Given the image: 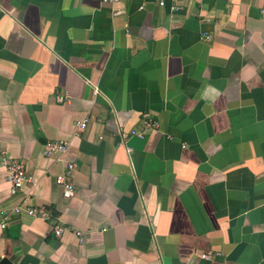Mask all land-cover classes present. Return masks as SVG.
<instances>
[{"label": "crops", "instance_id": "1", "mask_svg": "<svg viewBox=\"0 0 264 264\" xmlns=\"http://www.w3.org/2000/svg\"><path fill=\"white\" fill-rule=\"evenodd\" d=\"M263 9L0 0V157L23 160L35 181L13 195L0 165V260L264 264ZM56 140L67 152L48 159L43 145ZM66 162L70 199L54 181Z\"/></svg>", "mask_w": 264, "mask_h": 264}, {"label": "built area", "instance_id": "2", "mask_svg": "<svg viewBox=\"0 0 264 264\" xmlns=\"http://www.w3.org/2000/svg\"><path fill=\"white\" fill-rule=\"evenodd\" d=\"M100 2H107L110 4H116L118 0H98ZM158 6L163 7L167 3L170 4V9L172 11L178 10L179 6L184 2V0H154ZM264 13V9L262 10ZM96 88L94 92L96 93ZM57 102L62 103L67 101V96L58 94L55 96ZM88 119L85 117L80 121L76 122L77 131L83 130L87 126ZM142 123L145 128H155L157 123L147 116L142 118ZM77 133V132H76ZM131 135L138 136L140 138L144 137L142 132L131 131ZM119 135L122 139H125L128 134L125 132H120ZM69 147V142L67 140H56L48 141L43 145V154L46 158H53L55 160L60 159ZM0 165L5 171V178L10 184V193L16 194L25 184L35 185V181L31 176L28 175L26 164L23 160L10 158L4 152L1 153ZM76 168V164L73 162H66L63 171L55 176V184L61 187L62 197L64 199H70L75 195V187L71 182V173ZM13 212L15 214H24L31 218H38L41 220L49 221L51 220V214L48 209L42 206H20L14 207ZM5 223H0V228H4ZM64 231V227L60 224H56L53 227V234L56 238H59ZM78 236H82V232L77 231ZM220 253L213 250L203 251L199 257L204 260H212L213 258L219 257Z\"/></svg>", "mask_w": 264, "mask_h": 264}, {"label": "water", "instance_id": "3", "mask_svg": "<svg viewBox=\"0 0 264 264\" xmlns=\"http://www.w3.org/2000/svg\"><path fill=\"white\" fill-rule=\"evenodd\" d=\"M0 264H9V261L6 258L0 260Z\"/></svg>", "mask_w": 264, "mask_h": 264}]
</instances>
